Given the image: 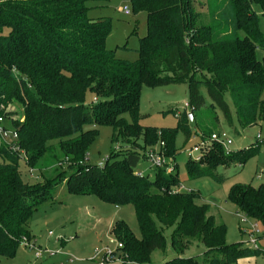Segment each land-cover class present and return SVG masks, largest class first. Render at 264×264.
<instances>
[{"label":"trees","instance_id":"obj_1","mask_svg":"<svg viewBox=\"0 0 264 264\" xmlns=\"http://www.w3.org/2000/svg\"><path fill=\"white\" fill-rule=\"evenodd\" d=\"M109 1L0 0V117L17 129L27 167L43 179L26 183L19 169L21 152L0 139V260L13 259L24 238L33 240V215L56 202L55 190L64 182L70 195L133 206L141 238L124 221L112 228L125 264H153L154 252L166 251L165 231L171 228L176 257L166 264H231L251 255L264 257L262 248L228 244L227 227L210 214L208 204L199 203V191L173 192L182 184L177 167L171 174L139 170L141 163L150 168L147 149L163 141L175 160L177 134H184L185 144L192 137L186 112L174 129L140 124L144 87L188 85L193 110L205 106V88L211 106L232 127L229 95L242 129L264 123V55L258 56L259 50L264 53V0H207V14L196 10L199 0H130L135 14H147L136 62L119 59L107 48L109 18L89 16L91 2ZM88 93L95 95L91 106ZM12 102L23 108L22 120L4 113L1 106ZM89 125L111 127L112 143L142 138V145L131 141V148L114 150L103 167L92 165L88 154L99 130H86ZM258 150L253 145L227 155L215 145L200 161L187 163V174L192 180L221 182L220 167L244 166ZM48 168H55L50 178ZM228 201L264 228V183L235 185ZM195 243L206 250L201 257H185Z\"/></svg>","mask_w":264,"mask_h":264},{"label":"rangeland","instance_id":"obj_2","mask_svg":"<svg viewBox=\"0 0 264 264\" xmlns=\"http://www.w3.org/2000/svg\"><path fill=\"white\" fill-rule=\"evenodd\" d=\"M199 1L202 4L200 5L197 1L196 10L207 14V0ZM89 6L92 8L89 12L91 18H109L112 21V32L107 39V48L115 50L116 57L119 59L136 62L139 58L140 40L147 34V14H135L130 0H110L105 4L91 2ZM100 6L103 7L98 8ZM126 6L131 10L130 15H126L124 12ZM260 25L264 33V18L261 14ZM8 33L9 30L4 31V35ZM263 55V51L259 50V58H263ZM202 93L206 98L205 106L193 110L189 106L188 85L144 87L140 101V112L143 116L140 124L159 130L174 129L178 126L179 114L186 112L189 116L194 115V119L190 118L187 123L192 131L189 142L185 144V136L181 132L176 137V148L179 153L173 163L178 169L179 179L187 188L199 191L202 196L199 203L208 204L211 208L210 214L216 217L218 223L227 227L228 244L241 243L246 247L249 239L243 230L249 227L250 222L243 223L240 220L237 215L239 210L228 201V195L230 189L235 185H252L257 188L264 183V144L259 145V150L244 166L233 164L229 168L220 167L217 172L223 177L221 182L211 178L192 180L187 174L186 165L189 161L196 159V155L191 156L189 151L200 143L203 132H226L234 141L233 150L248 149L255 145L260 133L264 139V123L242 129L233 102L227 95L226 100L233 116V126L231 127L224 120L220 110L211 106L212 102L205 88H202ZM94 102L95 95L88 93L86 104L91 106ZM1 107L8 119H23L24 110L18 103L12 102ZM126 117L131 120L129 115ZM85 129L99 130V137L88 154L89 163L92 165L100 166L105 163L114 150L121 151L131 148V141H135L138 146L142 145L143 141L141 138L138 141L131 140L130 143L120 141L116 144L112 143L113 129L111 127L89 125ZM25 157L23 152L19 160V169L22 171L23 180L31 185L42 182L43 179L39 172L27 167ZM3 162L4 158L0 156V163ZM139 170L152 171L153 169L151 167L147 169V165L141 163ZM54 171L55 168H48L45 175L50 178ZM55 201V203L47 204L33 215L30 230L36 237V239L33 238L36 247L57 255L38 260L35 258L33 250L20 247L13 259L2 258L0 264H97L91 260L97 250L105 247L117 249L118 242L112 234L113 225L117 221H124L134 235L141 238L135 210L131 205L116 207L106 204L94 196L70 195L65 182L55 190ZM173 231L174 228L165 231L168 240L167 249L165 252L159 250L154 252L153 264H166L176 257L171 248ZM260 245L262 246L261 250L264 251V239ZM205 250L203 244L195 243L184 256L201 257ZM62 254L69 256L68 261H59ZM120 256L121 254L118 252L117 257L120 258ZM112 264L122 263L117 260ZM231 264H264V258L251 255L240 258Z\"/></svg>","mask_w":264,"mask_h":264},{"label":"built area","instance_id":"obj_3","mask_svg":"<svg viewBox=\"0 0 264 264\" xmlns=\"http://www.w3.org/2000/svg\"><path fill=\"white\" fill-rule=\"evenodd\" d=\"M124 12L126 15L131 14V10L128 6L124 8ZM0 139L1 141L8 146V148L13 152H21L20 147L18 146L19 141V132L17 129L13 128L9 122L5 119V117H0ZM234 144L231 136L226 132H216L212 133L210 136L204 137L201 135L200 143L195 145L190 151V155H196V159L194 161H200L202 157L209 152L215 145L221 146L227 155H230L235 150L232 149ZM264 144V139L262 134L260 133L257 136V140L254 146L259 147V145ZM165 143L160 141L155 147L147 149L144 152L145 162L152 169H164L168 174L174 173L176 170V166L173 163L174 160L168 157L165 149ZM104 163L100 165L103 167ZM142 174V173H141ZM140 174V175H141ZM192 189L187 188L184 184H180L174 189V193H182V192H192ZM238 217L243 223H249V227L243 230V233L248 236L247 246L252 249H260V242L264 239V228L263 226L257 222L248 218L245 214L238 212ZM21 247L33 250L35 252V258L38 260H42L49 257H54L57 254L54 252H49L47 250H42L36 247L33 240H29L24 238L21 243ZM122 244H117V249H111L105 247L101 250H97L94 256L92 257V261L97 264H112L113 262L119 260L122 264H125L122 259ZM118 252H120V258L117 257Z\"/></svg>","mask_w":264,"mask_h":264},{"label":"crops","instance_id":"obj_4","mask_svg":"<svg viewBox=\"0 0 264 264\" xmlns=\"http://www.w3.org/2000/svg\"><path fill=\"white\" fill-rule=\"evenodd\" d=\"M30 229H31V224H30ZM31 235H32V237L34 238V239H36V237H35V235L33 234V232H32V230H31ZM262 247V246H261ZM61 257H60V262H63V261H68V258H69V256L68 255H66V254H62V255H60ZM264 258V257H263Z\"/></svg>","mask_w":264,"mask_h":264},{"label":"water","instance_id":"obj_5","mask_svg":"<svg viewBox=\"0 0 264 264\" xmlns=\"http://www.w3.org/2000/svg\"><path fill=\"white\" fill-rule=\"evenodd\" d=\"M190 118L193 119V115H191Z\"/></svg>","mask_w":264,"mask_h":264}]
</instances>
